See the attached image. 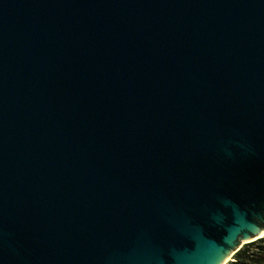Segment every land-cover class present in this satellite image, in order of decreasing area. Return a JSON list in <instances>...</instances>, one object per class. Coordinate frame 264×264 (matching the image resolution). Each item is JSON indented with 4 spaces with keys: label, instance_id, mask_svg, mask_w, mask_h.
Segmentation results:
<instances>
[{
    "label": "water",
    "instance_id": "95a60500",
    "mask_svg": "<svg viewBox=\"0 0 264 264\" xmlns=\"http://www.w3.org/2000/svg\"><path fill=\"white\" fill-rule=\"evenodd\" d=\"M262 234L264 0H0V264H224Z\"/></svg>",
    "mask_w": 264,
    "mask_h": 264
},
{
    "label": "trees",
    "instance_id": "16d2710c",
    "mask_svg": "<svg viewBox=\"0 0 264 264\" xmlns=\"http://www.w3.org/2000/svg\"><path fill=\"white\" fill-rule=\"evenodd\" d=\"M227 264H264V236L244 244Z\"/></svg>",
    "mask_w": 264,
    "mask_h": 264
},
{
    "label": "bare ground",
    "instance_id": "6f19581e",
    "mask_svg": "<svg viewBox=\"0 0 264 264\" xmlns=\"http://www.w3.org/2000/svg\"><path fill=\"white\" fill-rule=\"evenodd\" d=\"M262 235H264V234H262ZM230 258H231V257H229V258L224 262V264H225L226 262H228V261L230 260Z\"/></svg>",
    "mask_w": 264,
    "mask_h": 264
},
{
    "label": "rangeland",
    "instance_id": "374dc122",
    "mask_svg": "<svg viewBox=\"0 0 264 264\" xmlns=\"http://www.w3.org/2000/svg\"><path fill=\"white\" fill-rule=\"evenodd\" d=\"M232 260V259H231Z\"/></svg>",
    "mask_w": 264,
    "mask_h": 264
}]
</instances>
